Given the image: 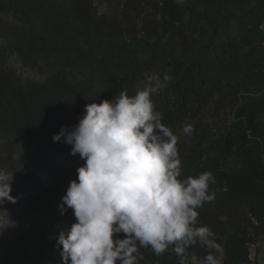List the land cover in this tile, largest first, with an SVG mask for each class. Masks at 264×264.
Returning a JSON list of instances; mask_svg holds the SVG:
<instances>
[{"label":"trees","instance_id":"1","mask_svg":"<svg viewBox=\"0 0 264 264\" xmlns=\"http://www.w3.org/2000/svg\"><path fill=\"white\" fill-rule=\"evenodd\" d=\"M14 56L44 78L18 73ZM146 73L171 77L152 99L178 135L182 178L216 176L215 200L197 211L217 234L221 264H260L264 0H0V167L14 173L17 197L0 204V221L36 217L22 250L0 264H61L57 237L76 218L59 206L85 161L53 136L77 124L86 103L134 95ZM212 104L233 113L216 129L204 119ZM11 245L0 241L1 250ZM173 247L160 256L140 248L139 264H179ZM187 251L186 264L206 255L199 243Z\"/></svg>","mask_w":264,"mask_h":264},{"label":"clouds","instance_id":"2","mask_svg":"<svg viewBox=\"0 0 264 264\" xmlns=\"http://www.w3.org/2000/svg\"><path fill=\"white\" fill-rule=\"evenodd\" d=\"M170 79L146 73L134 95L124 89L111 100L86 103L79 122L53 136L85 161L59 206L62 215L70 208L76 218L57 237L61 264H139L140 248L160 256L170 246L186 264L187 250L197 243L206 255L191 264H221L217 234L200 223L197 211L215 200L210 185L216 176L205 171L182 178L178 135L152 99ZM192 131L190 124L182 129ZM13 181L14 173L0 167V204L17 201Z\"/></svg>","mask_w":264,"mask_h":264},{"label":"rangeland","instance_id":"3","mask_svg":"<svg viewBox=\"0 0 264 264\" xmlns=\"http://www.w3.org/2000/svg\"><path fill=\"white\" fill-rule=\"evenodd\" d=\"M104 6L105 5L102 3L99 4V7L101 9H104ZM12 66L18 73L22 74L25 78H30L33 80H40L44 78L43 74L35 72L29 68L23 67L19 59L15 56L12 58ZM232 116L233 113L231 112L230 108L216 110L214 104H212L207 109V111L204 112V119L207 123V126L211 129H216L218 125L220 126L225 122H228L230 119H232ZM35 219L36 217L34 218L29 215L20 221L12 220L6 216L1 219L0 241H10L12 245L9 246L6 250L0 249V260H4L3 256L7 253L15 254L22 250L24 246V236L28 231L29 227L32 226ZM263 245L264 244H262L261 247ZM260 250L263 251V256H261L260 258L261 260H264V246L262 249H259V252L261 254Z\"/></svg>","mask_w":264,"mask_h":264},{"label":"built area","instance_id":"4","mask_svg":"<svg viewBox=\"0 0 264 264\" xmlns=\"http://www.w3.org/2000/svg\"><path fill=\"white\" fill-rule=\"evenodd\" d=\"M258 245L256 243H252L249 250H250V257L255 258L258 253Z\"/></svg>","mask_w":264,"mask_h":264},{"label":"crops","instance_id":"5","mask_svg":"<svg viewBox=\"0 0 264 264\" xmlns=\"http://www.w3.org/2000/svg\"><path fill=\"white\" fill-rule=\"evenodd\" d=\"M260 251H261V254H260V252L258 254L259 262H260V264H264V260L263 259L261 260V258H260L261 256H263V254H262L263 251L262 250H260Z\"/></svg>","mask_w":264,"mask_h":264}]
</instances>
